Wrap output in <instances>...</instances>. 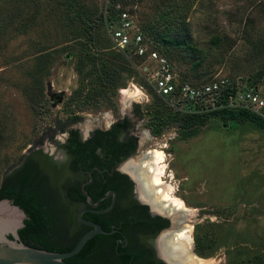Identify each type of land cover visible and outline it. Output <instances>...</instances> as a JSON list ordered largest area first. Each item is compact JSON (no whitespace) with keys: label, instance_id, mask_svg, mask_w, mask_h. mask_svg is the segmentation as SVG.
<instances>
[{"label":"rangeland","instance_id":"374dc122","mask_svg":"<svg viewBox=\"0 0 264 264\" xmlns=\"http://www.w3.org/2000/svg\"><path fill=\"white\" fill-rule=\"evenodd\" d=\"M108 1L80 0L89 11L104 9ZM125 1L139 29L151 19L160 35L184 40L192 48L170 51L180 78L193 83L226 78L264 96V0ZM68 2L0 0V188L30 149L41 143L42 149L55 150L50 132L57 125L99 128L112 110L105 121L130 116L139 134L151 129L155 119L152 108L161 97L151 92L147 75L136 66L138 75L118 91L115 107L83 109L71 102L81 76ZM145 36L151 46L162 48L154 35ZM107 38L112 40L111 32ZM259 43L263 51L256 50ZM38 88L51 104L37 111L31 99ZM135 88L141 96L132 94ZM160 100L173 113L185 109ZM156 136L148 150L163 155L157 166L166 168L161 182L169 187V197L193 210L189 220L194 226L186 227L192 226L199 259L208 264L264 261V129L251 121L211 116L186 132L169 124ZM198 239H205L202 251L196 250Z\"/></svg>","mask_w":264,"mask_h":264},{"label":"flooded vegetation","instance_id":"af4514ba","mask_svg":"<svg viewBox=\"0 0 264 264\" xmlns=\"http://www.w3.org/2000/svg\"><path fill=\"white\" fill-rule=\"evenodd\" d=\"M138 109L139 106L133 110L132 115L137 117ZM109 111L114 114V111ZM108 114L104 116L102 125L95 129L87 127L81 131L72 127L55 126L50 132L56 145L55 150L46 151L39 147L42 146L40 143L23 156L19 166L5 179L15 172L26 170L31 179L35 178L36 189L40 191L39 200L45 199L52 204L57 217L72 219V229L88 232L92 228L80 222L79 213L83 210L104 211L115 201L110 212H85L83 218L99 225L101 224L95 219L102 222L118 219L112 225L113 229L118 230L115 241L119 247L116 250L121 248L123 255L130 259H135L136 253L142 254L144 260L137 261L136 264H168L165 259L170 255L177 264L181 261L191 264L198 260L199 258L193 256L192 260L188 256V248H191L192 242L189 245L177 240L188 222L184 218L178 221L175 217L173 224L172 212L169 205L166 206L168 200L163 199L162 193H158L166 186H157L153 181L156 173L154 155L157 150L148 148L155 146L157 136L152 129L138 132L139 134L134 132L130 116L105 121L110 119ZM73 132H77V135H73ZM74 137L77 144L88 147L96 143L98 145V142L102 144L95 145L92 154H88L87 150L82 159L76 161L77 157L72 151L78 145L72 143ZM110 139L118 145L107 144ZM83 186L94 203L99 202L97 207L88 204ZM106 196L108 197L101 200ZM180 243L185 246L186 254L175 251L173 256L169 249L174 251L175 245ZM99 247L105 248L103 245L96 246ZM194 249L195 247L193 252ZM92 258L94 256L90 254V259Z\"/></svg>","mask_w":264,"mask_h":264},{"label":"trees","instance_id":"16d2710c","mask_svg":"<svg viewBox=\"0 0 264 264\" xmlns=\"http://www.w3.org/2000/svg\"><path fill=\"white\" fill-rule=\"evenodd\" d=\"M118 6H120L121 10L127 11L125 0H109L104 9L94 11H89L80 0H70L68 2L69 11L73 14V28L77 33V36L73 39L76 43L74 47L79 48L76 69L81 76L80 87L74 91L70 99L73 103L79 102V107L83 109L87 107H94L96 109L103 106L115 107L118 91L126 87L127 80L138 75L134 66H141L139 57L120 51L116 48L115 42L107 38L111 25L117 20L119 13V10H117ZM153 22L151 19H148L147 23L144 24L145 26H143V31L142 29L141 31L144 32V36L145 34L149 36L154 35V40L158 41L162 48L159 49L153 45L152 48L166 56L172 64L173 61L169 56L172 48L192 49L184 40L172 39L165 34L160 35V30L156 28ZM145 40L149 42L146 36ZM216 40L219 41L218 39ZM259 44L255 47L256 50L263 51L262 43ZM68 57H72V54L69 53ZM181 80L190 82L182 78ZM210 80L213 79L204 82ZM230 82L231 86L228 88L230 92H225L221 96L217 103L218 106L224 102H228L230 93L235 94L240 88L237 82ZM198 83L202 82H195V84ZM251 89L258 91L257 88ZM154 91L152 87L151 92L154 93ZM61 98L62 96L59 95L55 101L57 102ZM161 98L157 99L156 106L152 108L155 119L151 124V129L155 135L161 134L169 124H179L183 132L195 129L203 125L205 120L211 116L224 117L227 120L242 122L251 121L264 129V118L248 110L220 106V108H209L206 111H199L198 109L200 108L187 104L184 106V111H175L173 113L165 105H162ZM31 100L32 105H34L37 111L47 109L51 104L44 98L41 88L33 92ZM181 112H184L183 115H179ZM73 135H77V132H73ZM72 143L78 145L72 151L74 156L77 157L76 161L81 160L87 150L89 151L88 154H92L96 146L102 144L98 142V145L96 143V146L88 147L77 144L76 137H74ZM107 144L118 145L113 139H110ZM36 187L35 178L31 179L26 170H20L19 172H15L10 178L7 177L0 188V200L9 199L13 201L25 210L30 217L29 220L25 221L26 227L19 232L22 242L27 246L49 252L66 253L73 250L80 238L87 231L72 229L74 223L72 219L57 217L56 210L52 204L45 199L39 200L38 194L40 191ZM95 221L100 223L105 231H112V225L117 223L118 219H108L103 222L95 219ZM117 237V234L96 236L86 244L78 255L66 261L80 264H136L137 261L144 260L142 259V254L136 253L135 259H130L123 255L121 248L116 250V247H119V244L115 241ZM97 245H103L105 248H96ZM203 248H205V239L196 240V250L202 251ZM119 252L121 253L120 256ZM90 254L94 258L90 259ZM258 259L255 260L256 264H264L263 260H259L258 262Z\"/></svg>","mask_w":264,"mask_h":264},{"label":"built area","instance_id":"2783aa9c","mask_svg":"<svg viewBox=\"0 0 264 264\" xmlns=\"http://www.w3.org/2000/svg\"><path fill=\"white\" fill-rule=\"evenodd\" d=\"M117 10V20L110 30L116 48L139 57L140 69L147 75L149 84L159 96L170 100V105H176V110H182L187 104L200 108L199 111L221 106L248 110L264 118V96L254 89L239 88L235 94L230 93L228 102L218 106L221 96L230 92V80L218 78L198 84L182 81L169 59L145 40L131 13L121 10L120 6Z\"/></svg>","mask_w":264,"mask_h":264},{"label":"water","instance_id":"95a60500","mask_svg":"<svg viewBox=\"0 0 264 264\" xmlns=\"http://www.w3.org/2000/svg\"><path fill=\"white\" fill-rule=\"evenodd\" d=\"M82 189L87 197L88 204L92 207H97L99 202L94 203L93 198L89 195L84 186ZM107 197L108 196L102 198L101 200ZM114 203L115 201H113L109 209L104 211H81L79 213L80 222L90 226L92 229L80 238L73 250L66 253H56L30 247L24 244L21 240L19 232L26 227L25 221L29 220L30 217L27 215L25 210L16 205L13 201L9 199L0 200V264H80L70 263L66 260L78 255L86 244L94 237L99 235L110 236L118 233L117 229L105 231L101 225L85 220L83 218V214L85 212L108 213L113 209ZM172 214H178L180 218H184L185 221L194 226V222L189 220V218L194 215L193 210L172 208ZM194 255L196 256V253L193 252V248H188L189 258L193 260ZM169 259V262L165 259L168 264L178 263L173 260L172 255L169 256Z\"/></svg>","mask_w":264,"mask_h":264},{"label":"bare ground","instance_id":"6f19581e","mask_svg":"<svg viewBox=\"0 0 264 264\" xmlns=\"http://www.w3.org/2000/svg\"><path fill=\"white\" fill-rule=\"evenodd\" d=\"M132 94L135 96H141L142 95L141 91L138 88H135L134 91L132 92ZM154 156H156V157H154L155 158L154 159V163H155V165H154L155 169L154 170L156 173L154 175L153 181L157 184V186L160 185V186L165 187V185H163V183L161 182V177L163 176V173L165 172L166 168H165V166H157L158 162L163 161V155H162V153H159V154H155ZM165 189H166V191L163 190L162 192H158V193H162L163 199L168 200L170 202L169 210H171V212H172V208H175V209L178 208L181 210L185 209L186 206L183 203V201H181L178 198H170L168 195L169 187H165ZM171 215L170 216H171L172 222H173L175 217L178 218L177 220L179 221L180 216H178V214H171ZM173 224H174V222H173ZM191 231H192V226L186 227L185 231L182 232V234L178 237L177 240L179 242L186 243V244L188 243L190 245L192 242V238L190 236ZM182 243L175 245L174 251H173V249L172 250L169 249L171 254H173V256L176 254L175 251H180L182 254H186L185 246ZM191 248H193V246ZM194 257L199 258L197 255L196 256L194 255ZM166 260L169 262L170 259L166 258ZM174 260H175V258H174ZM179 264H185V262L183 263V261H181ZM191 264H208V262L198 259L196 261L191 262Z\"/></svg>","mask_w":264,"mask_h":264}]
</instances>
